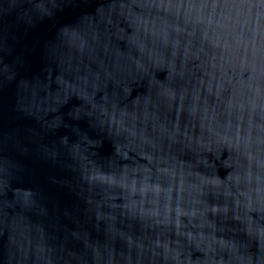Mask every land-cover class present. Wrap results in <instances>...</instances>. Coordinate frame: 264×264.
Listing matches in <instances>:
<instances>
[{"label": "water", "instance_id": "95a60500", "mask_svg": "<svg viewBox=\"0 0 264 264\" xmlns=\"http://www.w3.org/2000/svg\"><path fill=\"white\" fill-rule=\"evenodd\" d=\"M0 264H264V0H0Z\"/></svg>", "mask_w": 264, "mask_h": 264}]
</instances>
